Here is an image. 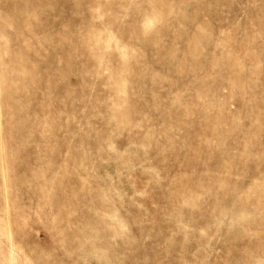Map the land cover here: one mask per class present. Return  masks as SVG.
Segmentation results:
<instances>
[{"label":"rangeland","instance_id":"374dc122","mask_svg":"<svg viewBox=\"0 0 264 264\" xmlns=\"http://www.w3.org/2000/svg\"><path fill=\"white\" fill-rule=\"evenodd\" d=\"M0 264H264V0H0Z\"/></svg>","mask_w":264,"mask_h":264},{"label":"bare ground","instance_id":"6f19581e","mask_svg":"<svg viewBox=\"0 0 264 264\" xmlns=\"http://www.w3.org/2000/svg\"><path fill=\"white\" fill-rule=\"evenodd\" d=\"M13 262V261H12Z\"/></svg>","mask_w":264,"mask_h":264}]
</instances>
